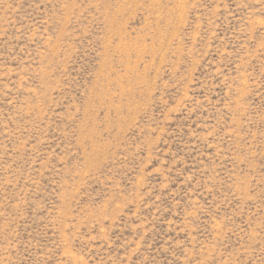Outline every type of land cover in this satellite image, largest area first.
Returning <instances> with one entry per match:
<instances>
[{"label":"rangeland","instance_id":"374dc122","mask_svg":"<svg viewBox=\"0 0 264 264\" xmlns=\"http://www.w3.org/2000/svg\"><path fill=\"white\" fill-rule=\"evenodd\" d=\"M0 264H264V0H0Z\"/></svg>","mask_w":264,"mask_h":264}]
</instances>
